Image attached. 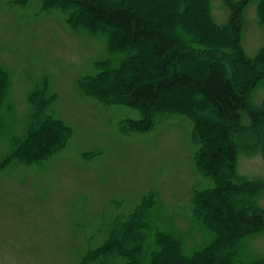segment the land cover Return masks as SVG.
Masks as SVG:
<instances>
[{
    "label": "rangeland",
    "instance_id": "1",
    "mask_svg": "<svg viewBox=\"0 0 264 264\" xmlns=\"http://www.w3.org/2000/svg\"><path fill=\"white\" fill-rule=\"evenodd\" d=\"M175 1V9L168 0H154L148 8L168 17L177 14L174 33L191 35L198 53H185L182 67L225 66L212 56L223 60L227 43L222 41L229 33L214 24L230 25L237 7V46L252 60L264 51V0ZM182 2H187L184 8ZM56 4L0 0V67L10 103L2 111L0 105V264H84L88 251L111 237L114 221L134 213L149 192L186 233L194 224V193L212 185L197 166L198 140L190 118L174 114L148 131H136L132 119L141 117L139 111L105 104L96 89L82 83L96 72L95 62L109 55L112 30L88 27L86 15ZM203 6L212 28L208 32ZM178 24L182 28L175 30ZM258 70L261 78L250 92L254 108L264 100V62ZM40 82L43 114L63 127V143L42 161L18 162L10 156L34 121L29 94ZM243 121L250 123L247 114ZM237 173L262 186L256 199L264 209L263 152L239 154ZM166 223L162 220V227ZM195 232L196 238L188 239L191 245L202 241L198 227ZM248 243L253 254L264 258V228ZM170 252L163 249L157 263L165 264Z\"/></svg>",
    "mask_w": 264,
    "mask_h": 264
},
{
    "label": "trees",
    "instance_id": "2",
    "mask_svg": "<svg viewBox=\"0 0 264 264\" xmlns=\"http://www.w3.org/2000/svg\"><path fill=\"white\" fill-rule=\"evenodd\" d=\"M49 1L66 7L70 13L86 15L83 21L88 27L112 30L110 38L105 34L109 55L95 62L96 72L82 83L96 89L105 104L139 111L141 117L132 119L136 131H148L174 114L190 118L198 140V169L212 179V185L194 193V224L188 232L174 225L172 217L165 216L156 193L149 192L142 196L134 213L114 221L111 237L90 249L84 264H161L156 256L163 249L171 251L165 264H264V258L253 254L248 243L251 235L264 228V209L256 199L262 186L237 173L239 154L255 149L264 154V100L258 108L250 102V92L261 78L258 66L264 62V51L252 60L237 46L238 7L230 25L214 24L216 30L227 28L229 33L222 41L227 43L221 49L223 60L212 56L225 66L208 63L182 67L183 55H196L198 51L190 44V34L174 33L177 14L168 17L159 9L148 8L154 0ZM168 1L175 9L176 1ZM190 1L197 4L206 0ZM186 5L181 3L182 8ZM204 6L208 32L212 28ZM195 9L187 16L190 22ZM180 28L178 24L175 30ZM233 46L238 48L230 52ZM2 69L1 111L9 101ZM42 84L38 83L29 94L35 117L27 133L14 145L10 157L18 162L42 161L63 143V127L43 114ZM246 114L250 120L247 128L243 121ZM1 128L3 122L0 133ZM162 220H166V228ZM196 227L202 241L191 245L188 239L196 238Z\"/></svg>",
    "mask_w": 264,
    "mask_h": 264
}]
</instances>
